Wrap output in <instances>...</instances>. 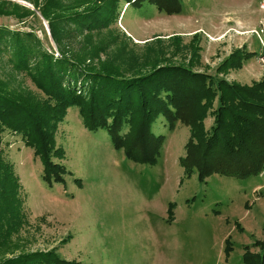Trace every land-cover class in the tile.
I'll list each match as a JSON object with an SVG mask.
<instances>
[{"label": "rangeland", "instance_id": "obj_1", "mask_svg": "<svg viewBox=\"0 0 264 264\" xmlns=\"http://www.w3.org/2000/svg\"><path fill=\"white\" fill-rule=\"evenodd\" d=\"M10 1L35 15L21 22L0 17V25L33 30L60 58L40 11L28 0ZM180 1L182 12L174 15L123 3L122 16L108 29L115 30L131 56L142 58L148 52L155 59L187 64L198 50L197 69L212 73L245 48L252 57L227 79L252 85L264 77V1ZM102 34L91 39L110 44L109 34ZM120 44L106 48L101 58L116 53ZM16 79L37 92L29 78ZM210 123L207 119L206 126ZM154 131L168 137L157 163L136 164L114 149L106 132L88 131L78 108H70L56 133L57 145L65 151L60 163L69 174L65 183L51 186L42 180L43 168L33 150L20 135L6 132L2 156L14 166L24 202L15 244L27 252L57 250L81 264H244V247L264 241V172L246 180L215 174L200 182L197 173L185 176L179 163L189 128L179 124L169 132L160 118Z\"/></svg>", "mask_w": 264, "mask_h": 264}, {"label": "trees", "instance_id": "obj_2", "mask_svg": "<svg viewBox=\"0 0 264 264\" xmlns=\"http://www.w3.org/2000/svg\"><path fill=\"white\" fill-rule=\"evenodd\" d=\"M28 1L47 21L61 57L33 30L0 25V264H81L57 250L27 252L15 244L24 222L22 186L13 164L2 156L4 134L20 135L41 162L42 180L49 186L65 183L69 172L60 163L65 151L56 133L70 108H78L88 131L106 132L114 149L136 164L157 163L168 137L156 134L154 125L163 118L169 132L179 124L189 128L179 160L185 176L197 173L200 182L215 174L246 180L264 172V77L252 85L226 77L241 70L251 53L245 48L233 53L212 73L197 69L198 50L187 64L166 56L155 59L148 52L131 56L115 30L108 29L122 16L123 3L174 15L182 12L180 0ZM33 15L16 2L0 0V17L21 22ZM102 33L109 34L110 44L93 42L91 36ZM117 44L116 53L101 58ZM5 67L10 68L6 73ZM16 76L29 78L37 92ZM243 261L264 264V241L244 247Z\"/></svg>", "mask_w": 264, "mask_h": 264}, {"label": "built area", "instance_id": "obj_3", "mask_svg": "<svg viewBox=\"0 0 264 264\" xmlns=\"http://www.w3.org/2000/svg\"><path fill=\"white\" fill-rule=\"evenodd\" d=\"M260 40H261V44H262L263 47H264V38H260ZM260 62H261L262 64H264V52L262 53V55H261V57H260Z\"/></svg>", "mask_w": 264, "mask_h": 264}, {"label": "crops", "instance_id": "obj_4", "mask_svg": "<svg viewBox=\"0 0 264 264\" xmlns=\"http://www.w3.org/2000/svg\"><path fill=\"white\" fill-rule=\"evenodd\" d=\"M251 67H252V65L250 66V69L252 70L254 67H253V68H251ZM247 84H248V83H247Z\"/></svg>", "mask_w": 264, "mask_h": 264}]
</instances>
